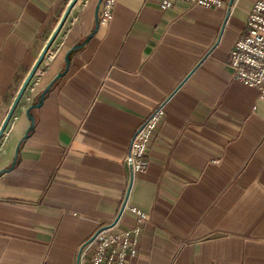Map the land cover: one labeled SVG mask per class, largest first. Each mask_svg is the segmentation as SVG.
Returning <instances> with one entry per match:
<instances>
[{
	"label": "crops",
	"instance_id": "0c3cea01",
	"mask_svg": "<svg viewBox=\"0 0 264 264\" xmlns=\"http://www.w3.org/2000/svg\"><path fill=\"white\" fill-rule=\"evenodd\" d=\"M70 1L0 0V132ZM80 2L0 133V264H78L126 196L147 213L135 264H264V98L226 62L254 0H117L107 24L102 0ZM160 104L131 180V138Z\"/></svg>",
	"mask_w": 264,
	"mask_h": 264
},
{
	"label": "built area",
	"instance_id": "2783aa9c",
	"mask_svg": "<svg viewBox=\"0 0 264 264\" xmlns=\"http://www.w3.org/2000/svg\"><path fill=\"white\" fill-rule=\"evenodd\" d=\"M117 0H102L100 24H107L112 18V10ZM236 0H159L162 11L172 9L175 4L197 5L202 8H233ZM227 67L231 78L247 86L255 87L264 98V0H254L248 13L245 29L237 38L227 57ZM33 86L25 103H31ZM165 111L160 104L154 108L135 130L129 145L125 163L129 168L130 178L142 173L146 168V155L151 140L163 121ZM129 212L133 215L134 226L116 230L118 218ZM147 220V213L127 202V196L115 220L101 226L82 246L78 264H135L141 225ZM41 264H48L43 262Z\"/></svg>",
	"mask_w": 264,
	"mask_h": 264
},
{
	"label": "rangeland",
	"instance_id": "374dc122",
	"mask_svg": "<svg viewBox=\"0 0 264 264\" xmlns=\"http://www.w3.org/2000/svg\"><path fill=\"white\" fill-rule=\"evenodd\" d=\"M83 2V0H81V2L80 3H82ZM70 3H71V1H70ZM69 3V4H70ZM71 6V7H70ZM70 6H68V7H70V9H69V12H68V15H67V17H70V16H72V14H73V12L75 11V9L79 6V4L77 5V6H75V2L74 3H72ZM75 6V7H74ZM67 7V8H68ZM77 10V9H76ZM67 17L65 18V20L62 22V23H60V25H59V27L56 29V31H55V33L52 35V37H51V39L49 40V42H48V44H47V48H46V51L42 54V57H41V59H40V61H39V63H38V65H37V69L35 70V73H34V75H33V77L31 78V80L27 83V85L25 86V89H24V91H23V94H22V96H21V99H20V101H19V103H21V101H23V99H24V96H26V95H28L29 94V92H30V90H31V88L34 86V82H35V78L37 77V75H38V73H40V71L42 70V68L44 67V65H46L47 63H45L46 62V60L49 58V56H51V58H53L54 56H55V54H56V52H57V50H58V48H59V44H60V42H61V39H62V36H63V34H64V31H65V24H66V22H67ZM49 52H51L52 54H50L48 57H46V55H48L47 53H49ZM36 90V89H35ZM34 90V91H35ZM18 103V104H19ZM10 119V118H9ZM9 121V120H8ZM8 126V122L6 123V125H5V128L4 129H6V127ZM2 133H4V130H3V132Z\"/></svg>",
	"mask_w": 264,
	"mask_h": 264
},
{
	"label": "water",
	"instance_id": "95a60500",
	"mask_svg": "<svg viewBox=\"0 0 264 264\" xmlns=\"http://www.w3.org/2000/svg\"><path fill=\"white\" fill-rule=\"evenodd\" d=\"M74 1H75V0H71V3L69 4V6H70L72 3H74ZM100 2H101V0H99V3H98V5H97V10H98V8H99V4H100ZM70 7H71V6H70ZM70 7H68V8L65 10V13H64V15H63V17H62L60 23H62V22L65 20V18L67 17ZM60 23H59V25H60ZM59 25L57 26V28L59 27ZM97 25H98V23L96 24V26H97ZM57 28H56V29H57ZM56 29H55V31H56ZM55 31L53 32V34L55 33ZM53 34H52V35H53ZM51 37H52V36H51ZM50 39H51V38H50ZM50 39H49V40H50ZM48 42H49V41H48ZM47 44H48V43H47ZM47 44H46V46H45V48H44L42 54L46 51ZM77 47H79V46H74V47H72L70 50L67 51V53L65 54V61H66V62L68 61V55H69V53H70L72 50L76 49ZM41 57H42V55L40 56L39 60L37 61V63L35 64V66L32 68V70L29 72V74L27 75L26 79L23 81L21 87L19 88V90H18V92H17V94H16V96H15L13 102H12V105H11V107H10V109H9V112H8V114H7V116H6L5 120H4V124H3V126H2V129H1V132H0V133L3 132L6 123L8 122L9 118L11 117V115H12L14 109L17 107V105H18V103H19V101H20V99H21V96H22V94H23V91H24V89H25V86L27 85V83H28V82L31 80V78L33 77V75H34V73H35V70L37 69V65H38V63H39ZM60 75H61V74H59L57 77H59ZM51 84H52V83L48 84L47 87L41 92V98L44 97L45 93H46L47 90L50 88ZM39 106H40V103H38V104H34V105H30V106L27 108V110H26V114L29 113V110H30V109H32V108H34V107H39ZM0 135H1V134H0Z\"/></svg>",
	"mask_w": 264,
	"mask_h": 264
},
{
	"label": "bare ground",
	"instance_id": "6f19581e",
	"mask_svg": "<svg viewBox=\"0 0 264 264\" xmlns=\"http://www.w3.org/2000/svg\"><path fill=\"white\" fill-rule=\"evenodd\" d=\"M75 1H76V0H75ZM75 1H74V2H75ZM79 1H80V0H77V2H79Z\"/></svg>",
	"mask_w": 264,
	"mask_h": 264
}]
</instances>
